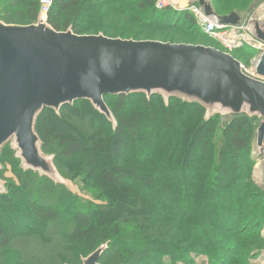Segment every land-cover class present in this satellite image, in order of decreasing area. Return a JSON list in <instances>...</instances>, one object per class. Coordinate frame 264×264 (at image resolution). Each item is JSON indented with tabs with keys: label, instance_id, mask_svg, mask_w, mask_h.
I'll return each mask as SVG.
<instances>
[{
	"label": "rangeland",
	"instance_id": "obj_1",
	"mask_svg": "<svg viewBox=\"0 0 264 264\" xmlns=\"http://www.w3.org/2000/svg\"><path fill=\"white\" fill-rule=\"evenodd\" d=\"M16 1L0 0V20L7 24H31L32 21L22 18L23 11L16 7ZM143 1L148 9L156 8L158 2ZM172 1L179 8L200 6L199 0ZM77 2L79 8L66 15L62 25L76 24L79 34L103 33L112 38L205 45L229 53L219 40L196 34L193 23L185 28L181 23L175 25L178 28L161 26L158 21L148 23V12H140L135 0ZM206 2L219 15L236 13L243 21H249L264 0ZM77 12L79 15H73ZM185 13L196 20L192 13ZM197 27L200 28L198 24ZM245 50L251 53L250 57L238 51L232 55L250 74L258 51L251 47ZM140 102L133 99L120 109L116 107L117 100H107L111 108H119L125 115L131 114L136 105L141 107ZM173 105L171 101L165 109L160 103L163 115L156 133L158 140H165L162 131L170 121L166 117L174 116L170 123L180 146L166 172L161 171L158 177L174 186L175 198L166 200L140 183H123L118 187L101 182V172L112 164L103 148L109 146L113 129L103 118H94L97 116L92 115L88 106L76 103L74 107H64L59 117L52 112L44 114L38 132L48 142V153L56 156L67 186L58 187L38 176H28L11 154L3 155L0 176L7 182L8 194L0 196V244L5 245H0V264H82V258L105 244L109 248L101 264H264V155L260 157L257 145L260 120L252 121L255 135L249 154L236 158L234 151L225 146L233 118H218L206 125L195 111L179 110ZM209 127L211 146L204 155L202 134ZM55 136L79 140V154L63 160ZM96 146L102 150L96 156L97 163L89 165L90 171L86 172L87 157ZM145 153L138 149L137 156H131L130 160L138 163ZM221 154L225 159L223 167L237 166L239 160V176L236 179L237 175L230 173L227 190L218 186L209 188L207 184L216 171L206 165L221 164ZM135 162L129 166L133 168ZM201 178L205 179V188L198 190ZM236 198L240 209L234 204ZM38 206L49 212L48 219L33 213ZM78 215L92 220L90 229L80 226ZM148 246H152L149 252Z\"/></svg>",
	"mask_w": 264,
	"mask_h": 264
},
{
	"label": "water",
	"instance_id": "obj_2",
	"mask_svg": "<svg viewBox=\"0 0 264 264\" xmlns=\"http://www.w3.org/2000/svg\"><path fill=\"white\" fill-rule=\"evenodd\" d=\"M207 16L223 25H238L241 17L218 16L199 0ZM247 31L264 44V2L253 13ZM256 76L247 74L232 54L216 47L136 41L100 35L56 31L40 14L32 25L0 21V154L10 144L25 171L67 185L55 157L43 151L36 124L45 108L58 113L64 105L87 100L117 125L105 96H161L166 104L178 99L205 109V121L216 116L247 115L261 121L257 130L264 155V54ZM0 179V194L6 193ZM105 244L83 260L99 264Z\"/></svg>",
	"mask_w": 264,
	"mask_h": 264
},
{
	"label": "trees",
	"instance_id": "obj_3",
	"mask_svg": "<svg viewBox=\"0 0 264 264\" xmlns=\"http://www.w3.org/2000/svg\"><path fill=\"white\" fill-rule=\"evenodd\" d=\"M135 2H137L138 4L137 8H139L140 12H143V11L148 12V15L146 16L148 17L147 18L148 23L154 24V21H158L160 22L159 25L161 26H164V27L171 26L174 28H178L179 26L175 27V25L179 23H181L179 25H182L181 26L182 28H185L188 25H191L193 23L196 34L202 35V37L207 38V39L211 38L207 36L205 33H203L202 30H200V28L197 27L196 20H194L193 16H191L189 13H185V11H177L174 9L158 10L155 7L148 9L145 1L135 0ZM78 6H79V3L77 2V0H55L50 13L48 14V20H49L50 26H52V28H54L56 31H59V32H67L68 30H72L75 34L82 35L76 32L77 31L76 24L74 23H73L74 25L70 24V27L68 26L69 23H65L62 25V21H64L65 16L68 14H71L70 12L73 9L74 10L78 9L79 8ZM16 7L19 8L21 12L23 11V13L21 14L22 18L27 19V20L29 19L30 21H32L31 24H26V25H32V24L37 23L38 18L41 14L39 0H17ZM0 8H1V5H0ZM216 14L220 17L228 16V15H219L218 13ZM73 15L77 16L79 14L77 12V13H74ZM1 22H3V20ZM10 25H24V24H10ZM64 27L65 29H63ZM164 27H161V28H164ZM100 34H103V33H99L97 35H100ZM103 35L107 36L106 34H103ZM109 38H112V37H109ZM126 40L146 41V40H137L133 38L126 39ZM152 41H158V40H152ZM169 43L177 44L174 42H169ZM238 53H244L246 55H249V57L251 54L247 52V50L245 49L239 50ZM104 99H105V102L108 108L111 110V112L113 113L116 119V122H117L116 126H114L113 123H111L105 115L97 111L92 105V103L87 100H79V101L74 102V104L72 105H64L63 107H61L58 113H56V111L52 109L45 108L43 112L40 114L37 120V124H36V132L39 135L40 139L42 140L43 151L46 154L53 155L55 157V160H54L55 166L57 167L60 173V170L58 168L57 161H56V156L54 154L48 153L46 149L48 142L46 141L45 137L38 132V123L40 119L44 116V114L48 112H52L56 116L59 117L60 112L64 107H67V106L74 107L76 103H83L90 108L91 112L93 113L92 115L97 116L94 118H100V119L103 118L107 123L111 124L112 129H113L112 138L110 139L109 146L107 148L105 147L103 148L107 150L108 155L106 156L112 158L111 160L112 164L110 165L109 169H105L101 172L100 174L101 182L107 183L110 186H118V187L122 185L123 183H126V184L129 182L133 184L140 183L142 184V186H144L146 190L160 194L159 198L165 199V200L167 198L169 199L175 198V195H173V193H175L174 186L173 185L171 186V184H169L168 182L160 180L158 177H160L159 175L161 171L166 172L167 170L166 166H170L175 154L177 153V149L180 145L177 142L176 131L174 129V126L172 123H170L171 118L174 117L171 114L166 117L167 120L168 121L170 120V121L167 125H165L162 131V134H164L166 137L165 140H162V139L158 140L159 137L158 135L156 136V133L159 132L157 128L158 127L160 128L161 126L159 122L163 115L160 109L161 107L160 103L162 107L165 109H167L168 105L172 101V103H174L173 107H177L179 110L189 109L190 112L195 111L196 114L201 115L203 117L204 124L206 125H209L210 123L217 120L218 118L226 119L221 116H216L212 118L210 121L206 122L205 121V113H206L205 109L202 108L200 105L185 103L178 99H171L170 102L166 104L161 96H152L149 99L147 96L143 94L117 95V96L108 95V96H105ZM109 99L117 100L116 107H120V109L125 108L129 104V102H132L133 99H139L142 105L141 107L140 106L138 107L136 105L134 111H132L131 114L125 115L124 113L120 112L121 110L119 108H116V107L111 108L107 103V100ZM228 118H233L234 121L231 126L232 128L229 130L228 137L226 136L225 138V146L227 148L228 147L231 148L234 151V155L236 156V158L238 157L240 158L241 154L246 155L247 152L249 154L251 140L255 135L252 121L258 118H251L247 115H236V116H231ZM209 129L210 127L202 134L203 137H202L201 145L203 146L204 155H205V152H207L211 146L209 145L211 142L209 139V135H210ZM151 135L156 136V138H153V136ZM55 137L58 139L59 145L61 147V151L63 153L61 157L63 160L65 161L71 160L73 157H76L79 154L80 152L79 140L73 139L71 137H64V136H55ZM159 141L162 142L161 145L158 144ZM138 149L140 150V152L142 150L146 151L145 153L146 155L144 156V159H142V161L137 160L138 163H136L135 161L130 160V157L131 156L136 157ZM159 149H160L159 151L160 153H158ZM101 150H102L101 147L96 146L93 149V151H91V153L88 155L87 161L85 163L86 172L90 171V170L88 171V168L90 167L89 165L91 164L94 165L95 163H97L96 156ZM5 153L9 155L11 154L14 157V159L19 163L20 170L24 172L26 175L38 176L39 178L44 179L58 187L67 186V185L56 184L55 182H53L52 180L46 177H41L38 173H35L32 171H25L21 166L20 160L17 158L16 151L13 149V147L10 144L6 145L0 154V170L3 169V165L1 161ZM220 156H221V162H222L221 164L206 165L208 168L211 167L213 171H216L213 173V175L211 174L212 178H210L207 184L209 188H212V186L213 187L218 186L217 188L219 189L221 187L224 190H227L226 181H228L230 173L233 172V174L237 175L236 179L239 176L238 174L240 172L238 168L239 160L236 161L237 166H234L231 164L232 168L229 169V168L223 167L225 159L222 157V154ZM134 162H135V165L133 168H131L129 165L132 163L134 164ZM161 166L162 167L165 166V169L161 168L162 169L161 170L159 168ZM0 179L6 182V180L2 176H0ZM204 183H205V179L201 178L200 183L197 187L198 190L205 188ZM223 184L224 186H221ZM189 187H191V185H188V188ZM5 188H6V193L0 194V196H6L8 194L7 182H6ZM238 195H241V194H238ZM240 200L242 202L243 198L241 197ZM234 202L237 208L239 207L240 209L241 204L239 203L238 198H236ZM243 202L245 203V200H243ZM35 210H33V213H36L38 216H42L44 219H48L50 217L49 212L47 210L43 212V209H40L39 206H38L37 211ZM77 221L79 222L80 226L86 230L90 229L92 226V220L86 216L78 215ZM8 238H10V236L4 238L5 242ZM223 238H226V237H223ZM0 245L3 247L5 246L4 242H1ZM151 249H152V246H148L147 251L149 252ZM89 256L82 258V264H83V260L88 258ZM102 258L100 259V261L102 260ZM100 261H99V264H101Z\"/></svg>",
	"mask_w": 264,
	"mask_h": 264
},
{
	"label": "built area",
	"instance_id": "obj_4",
	"mask_svg": "<svg viewBox=\"0 0 264 264\" xmlns=\"http://www.w3.org/2000/svg\"><path fill=\"white\" fill-rule=\"evenodd\" d=\"M55 0H41V14L47 15L50 13ZM158 10L174 9L177 11H187L194 15L197 24L200 26L202 31L209 37L219 40L223 48L230 54L237 52L242 49L251 47L258 51L255 55L253 63V71L250 74L256 76V66L260 62L259 56L264 53V44L257 41L247 31L248 21L241 19L238 25H223L220 20L215 16H207L205 10L195 4L189 5L185 8H179L172 0H158L156 4ZM244 68V67H243ZM253 76V75H252Z\"/></svg>",
	"mask_w": 264,
	"mask_h": 264
},
{
	"label": "bare ground",
	"instance_id": "obj_5",
	"mask_svg": "<svg viewBox=\"0 0 264 264\" xmlns=\"http://www.w3.org/2000/svg\"><path fill=\"white\" fill-rule=\"evenodd\" d=\"M263 54H264V53H262V54L259 56L260 59H261V57L263 56Z\"/></svg>",
	"mask_w": 264,
	"mask_h": 264
}]
</instances>
